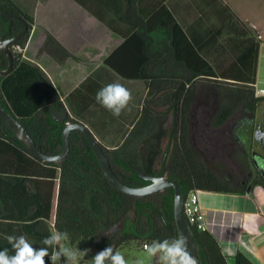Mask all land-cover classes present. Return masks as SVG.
<instances>
[{"label":"crops","instance_id":"crops-1","mask_svg":"<svg viewBox=\"0 0 264 264\" xmlns=\"http://www.w3.org/2000/svg\"><path fill=\"white\" fill-rule=\"evenodd\" d=\"M11 1L33 20L25 57L45 74L55 104L105 149L129 139L127 155H157L154 169L172 151V127L216 125L220 86H253L255 97H264L257 89L264 0ZM48 35L69 56L44 46ZM114 82L132 93L119 117L95 100ZM198 194L227 264L237 252L264 264V188Z\"/></svg>","mask_w":264,"mask_h":264},{"label":"trees","instance_id":"trees-1","mask_svg":"<svg viewBox=\"0 0 264 264\" xmlns=\"http://www.w3.org/2000/svg\"><path fill=\"white\" fill-rule=\"evenodd\" d=\"M0 11L18 15L27 25V31L11 45L24 49L33 20L22 13L11 0H0ZM23 29L17 21L0 19V36L16 35ZM53 47L69 56L50 36L44 46ZM13 70L0 76V105L16 117L36 146L50 155H57L62 147L64 126L55 123L49 109L55 107L54 91L45 74L35 64L13 54ZM7 58L0 52V70L6 69ZM254 84V78L250 81ZM221 93L214 96L221 101L216 114V125L207 127L212 133L233 118L239 120L255 101L253 86L225 83ZM139 127V124H138ZM206 128V127H204ZM191 127L174 126L171 133L178 135L171 153L162 155V169H154V157L129 156L124 151L129 139L114 150L103 147L111 168L126 185L141 187L145 181L130 168L147 175L163 172L175 180L184 196L189 192H236L248 194L249 188H230L201 161L191 147ZM162 154V151H161ZM161 214L176 236L173 218V190L165 188L143 196L122 193L113 187L102 174L99 163L84 135L77 130L70 133L69 151L56 162L44 161L27 151L14 137L10 126L0 116V251L15 255L8 236H26L34 248H42L45 237L56 231L67 232L63 241L76 247L88 257L94 249H104L111 243L129 245L132 242L150 244L153 240L169 239ZM115 232L98 239L99 232ZM200 264H227V258L215 238L208 231L191 227ZM49 248L45 264H51ZM234 264H254L244 254L237 252Z\"/></svg>","mask_w":264,"mask_h":264},{"label":"water","instance_id":"water-1","mask_svg":"<svg viewBox=\"0 0 264 264\" xmlns=\"http://www.w3.org/2000/svg\"><path fill=\"white\" fill-rule=\"evenodd\" d=\"M0 19L3 22H11L13 20H17L23 26V29L13 37L6 38V33L0 36V52L8 60L6 69L0 70V76H5L13 70L14 65V58L10 50V45L27 31V25L20 16L7 11H0ZM49 115L54 121L57 122H64L68 117V113L65 108L56 107H51L49 109ZM0 116L10 126L13 131L14 137L20 141L24 148L44 161L56 162L63 159L69 151L70 133L74 130H77L80 131L86 138L99 163L102 174L105 176L107 181L117 190L133 196H143L161 191L165 188H171L173 190V218L176 228V236L174 235L168 223L164 220L163 216L161 214H159V216L166 228L170 240L179 237L185 238L187 241V250L189 254L196 261V264H200L194 242L193 231L190 225L187 223L183 212L184 196L178 183L175 180L168 178L164 172L160 175H147L141 170L131 167L130 169L134 171V173L138 177L143 180L149 181L150 183L141 187L128 186L124 184L113 172L103 147L96 141L94 136L84 124L78 122H67L62 132V152L57 155H50L43 152L36 146L35 142L29 136L18 119L11 115L6 109H4L2 105H0ZM153 264H158L157 258H154Z\"/></svg>","mask_w":264,"mask_h":264},{"label":"clouds","instance_id":"clouds-1","mask_svg":"<svg viewBox=\"0 0 264 264\" xmlns=\"http://www.w3.org/2000/svg\"><path fill=\"white\" fill-rule=\"evenodd\" d=\"M96 102L114 117H119L132 100V93L120 83H110L99 89L95 97ZM68 233L56 231L45 237L42 244L45 247L34 248L26 236H8L15 255L9 256L8 250L0 251V264H45V257L49 256V248L54 249L50 256L51 264H57L61 258L65 264H78V257L86 252L73 250L64 246ZM148 257L157 258L158 264H196L187 250V241L183 237L153 240L144 245ZM92 264H128L124 256L108 246L92 258Z\"/></svg>","mask_w":264,"mask_h":264},{"label":"flooded vegetation","instance_id":"flooded-vegetation-1","mask_svg":"<svg viewBox=\"0 0 264 264\" xmlns=\"http://www.w3.org/2000/svg\"><path fill=\"white\" fill-rule=\"evenodd\" d=\"M6 38L10 37L6 35ZM261 98L259 102H254L252 111L250 110L243 118L239 120L229 119L223 127L216 131L217 133L214 132L207 137L206 141L212 149L218 146L232 147L229 153L223 150L219 155L217 150H212L211 154L212 157L218 156L221 162L228 167V171L223 169L217 174L223 183L230 188L239 186V188L251 189L256 184L264 188V97ZM55 107L62 108L59 105H55ZM54 122L65 126L67 122L73 121L67 117L64 122ZM197 130L198 127H192V131ZM191 138V147L197 151L199 141L193 134ZM57 143L62 147L58 151L59 154L63 150L62 138L57 140ZM144 181L146 182L145 185L150 183Z\"/></svg>","mask_w":264,"mask_h":264},{"label":"rangeland","instance_id":"rangeland-1","mask_svg":"<svg viewBox=\"0 0 264 264\" xmlns=\"http://www.w3.org/2000/svg\"><path fill=\"white\" fill-rule=\"evenodd\" d=\"M257 89L259 92L264 91V51H263V56L261 60V69L257 75ZM261 96H264V93ZM220 105H221V101L218 99L217 106H220ZM191 133L199 141L198 150L197 151L195 150V152L200 156L201 161H203V163L209 168V170L215 175H217L218 177H219V175L217 174L218 171H221L223 169L228 171V167L223 162H221L219 157L218 156L212 157L211 154L213 152L212 150H217L219 155H221V152L223 150H226V153H229L230 150H232L231 149L232 147L224 148L223 146H218L212 149L210 144L207 143L206 141L208 139L207 138L208 135L212 134V132L207 127L206 128L198 127L197 131L191 130ZM94 138L96 139L95 136ZM96 141L99 144H102L100 143L101 141H99L98 139H96ZM233 154L236 155V153L234 152ZM235 188H239V186H236ZM117 228H118L117 226L114 227L110 232H104V230H101L99 232L98 239L103 238L105 235H109L112 232H115ZM63 245L70 247L73 250L77 249L76 247L70 246L68 243L63 242ZM109 246H112L115 251H119L124 256L128 264H153L154 262V258L148 257L145 253V250L142 247H140L141 244L137 242H132L129 245H126V244L120 245V244L111 243ZM102 250L103 249H98V250L94 249L91 255L88 257L84 256L83 254L80 255L78 257V264H92V258ZM57 264H65V259L61 258V260L57 262Z\"/></svg>","mask_w":264,"mask_h":264},{"label":"built area","instance_id":"built-area-1","mask_svg":"<svg viewBox=\"0 0 264 264\" xmlns=\"http://www.w3.org/2000/svg\"><path fill=\"white\" fill-rule=\"evenodd\" d=\"M11 52L16 56L20 55L21 59H26L24 49L20 46H13ZM199 191L194 190L188 193L184 198L183 212L187 223L190 227H195L199 231H207L208 226L202 212L199 202ZM147 243H144V245ZM143 245V249H144Z\"/></svg>","mask_w":264,"mask_h":264}]
</instances>
